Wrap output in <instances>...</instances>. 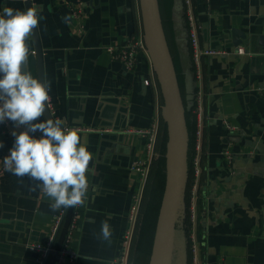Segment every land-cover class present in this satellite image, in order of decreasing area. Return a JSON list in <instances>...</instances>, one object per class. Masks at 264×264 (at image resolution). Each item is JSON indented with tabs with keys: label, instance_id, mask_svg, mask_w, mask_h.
Segmentation results:
<instances>
[{
	"label": "crops",
	"instance_id": "0c3cea01",
	"mask_svg": "<svg viewBox=\"0 0 264 264\" xmlns=\"http://www.w3.org/2000/svg\"><path fill=\"white\" fill-rule=\"evenodd\" d=\"M32 1L44 17L38 32L46 80L51 83L49 108L65 127L82 128L81 141L93 156L88 194L85 204L75 207L69 243L78 258L68 257L63 264H115L125 232L132 226L128 215L139 188L140 178L132 164L147 143L137 130L160 126L163 120V99L158 86L148 81L146 57L139 56L136 65L128 68L107 50L124 44L138 31V6L136 0H81L85 14L78 24L71 21L67 6L78 0ZM4 7L26 10L24 0H0V13ZM263 15L264 0L197 3L202 46L231 52L202 58V206L206 214L200 215L199 225L203 264H264V52L237 55L233 52L239 45L232 43L231 36L234 27L247 29ZM169 17L166 32L174 44L180 89L190 101L197 86L187 26L178 7ZM29 45L31 54L33 36ZM35 60V56L29 60L25 70L37 78ZM196 124L197 118L194 123L191 120L194 132ZM24 130L11 122L3 134L0 124V166L14 145L12 132ZM37 132L30 134L39 138ZM225 150L231 152L232 162ZM35 183L6 171L0 176V195L11 214L0 228V264H37L39 254L30 245H44L51 237L57 211L51 210L50 198L39 188L33 190ZM106 219L113 233L109 240L100 238L101 222ZM181 219L180 214L171 264H190ZM150 257L142 264H149Z\"/></svg>",
	"mask_w": 264,
	"mask_h": 264
},
{
	"label": "clouds",
	"instance_id": "9594fccd",
	"mask_svg": "<svg viewBox=\"0 0 264 264\" xmlns=\"http://www.w3.org/2000/svg\"><path fill=\"white\" fill-rule=\"evenodd\" d=\"M43 19L38 6L4 7L0 13V123L25 127L19 134L12 132L15 141L3 159L4 170L21 180L35 181L33 190L39 188L49 197L55 212L85 204L93 156L79 131L64 127L61 119L37 122L48 111L51 83L34 77L25 66L29 40ZM37 131L42 133L39 138L30 134ZM112 234L109 221L103 220L100 238L109 240Z\"/></svg>",
	"mask_w": 264,
	"mask_h": 264
},
{
	"label": "water",
	"instance_id": "95a60500",
	"mask_svg": "<svg viewBox=\"0 0 264 264\" xmlns=\"http://www.w3.org/2000/svg\"><path fill=\"white\" fill-rule=\"evenodd\" d=\"M141 17L147 45L152 56L157 80L163 99V119L166 122L168 146L166 150L167 173L164 194L157 219L154 242L149 264H171L179 216L183 213V187L187 173L189 152V128L186 110L194 105L195 88L192 99L183 98L182 91L165 34L159 0H139ZM26 9L33 6L32 0H24ZM232 43L244 44L247 51L264 52V15L259 23L247 29L234 27L231 31ZM34 50L29 56H35L37 78L46 80L45 56L38 29L33 33ZM35 55H32V54ZM28 60V61H29ZM197 86V83H196ZM186 101V102H185ZM44 118H52L50 108ZM65 127V124H63ZM75 207L67 208L64 223L58 236L56 250L53 251L47 264H55L59 251L63 248L74 218ZM11 214L9 207L0 195V228L8 223ZM134 264V263H131Z\"/></svg>",
	"mask_w": 264,
	"mask_h": 264
},
{
	"label": "built area",
	"instance_id": "2783aa9c",
	"mask_svg": "<svg viewBox=\"0 0 264 264\" xmlns=\"http://www.w3.org/2000/svg\"><path fill=\"white\" fill-rule=\"evenodd\" d=\"M205 1H209V0H205ZM184 3H185V14H186L185 18H186V23L188 24L187 37L192 48V61L194 65V71H195L196 83H197V87L195 90V97H194V105H193V113L196 115L197 118L196 131H195L196 153L192 158L193 171H192V180L189 191V208H188L191 225H190L188 240H189V250L192 257V264H203V259L201 256L202 240L201 237H199L200 215L206 214L205 206L201 207L199 203L200 198L202 197V181H203L202 179L204 172V168L202 167V163H201V153L203 148V137H204L203 134L204 111H205L204 91L201 87L202 77H203L202 58L205 56H212L216 54L227 55V54H231V52L222 48L215 49L212 47L202 46L200 40V24L198 22L197 11H196V6H197L196 0H184ZM136 4L138 6L139 16H140V26L138 31L134 34H131L127 38L124 44L108 46L107 50L111 54L113 59L122 62L128 68H133L136 65L139 56H145L150 63V78L148 79V81H150L151 83L153 82L160 89L152 56L149 51L147 40L145 37L139 0H136ZM67 6H69L71 9V19H72L71 21L73 23L75 22L80 24L85 14L84 2L81 0H78L76 2L71 1L67 4ZM233 53L237 55H244L247 54V50L243 45H239L235 48V51ZM0 124L3 127V134L7 133L8 128L11 125V121H6ZM67 128H75L78 131L82 130V128H78V127H67ZM137 131H139L144 136H146L147 143H146L145 151L132 164L133 170H135L138 173L140 178L139 188L134 196V202L131 205L128 215L132 223V226L125 232L120 255L116 260L115 264L132 263L129 260L130 248L138 221L143 190L150 173L153 159L155 158L156 155V143L159 132V123L154 124L150 128L139 129ZM36 135L40 137L42 133L38 131ZM223 153L228 159V161L232 162L233 157L231 152L229 150H225ZM3 173H5V170L2 162L0 166V176ZM66 212L67 209H63V208L57 211L52 226V234L46 244L43 245L39 243H32L30 245V248L37 251L39 254L37 258V264H47L51 253L56 250V247L53 244L54 241L57 239L60 230L63 226ZM74 227H75V213L70 226V232L66 237V241L63 248L58 253L59 258L55 264H63L65 259L68 257L70 258L71 261H75L78 258L77 252L74 251L69 245L71 241V232L74 229Z\"/></svg>",
	"mask_w": 264,
	"mask_h": 264
},
{
	"label": "trees",
	"instance_id": "16d2710c",
	"mask_svg": "<svg viewBox=\"0 0 264 264\" xmlns=\"http://www.w3.org/2000/svg\"><path fill=\"white\" fill-rule=\"evenodd\" d=\"M199 1L201 0H196V4L199 3ZM159 4H160L161 17L163 21L165 34H166L168 44L170 47V51L173 57L177 76L178 78H180L178 75L180 70L178 66L176 65L175 56H174V53H175L174 44L171 42L166 32V22L170 18L169 16H172V10H173V7L175 6L179 8V10L181 11V16L185 18L186 17L185 3H184V0H159ZM196 11H197V6H196ZM185 26H187L188 28V24L186 23V18H185ZM186 34H187V30H186ZM188 45H189L190 51H192L190 42L188 43ZM191 71H194V65L191 66ZM194 75H195V71H194ZM186 116H187L189 132H190V140H189V152H188V164H187L188 168H187V173L185 175V185L183 187L184 188L183 195H182L183 198L181 201L183 202L185 216L184 217L182 216V219L180 221H182L184 224L183 227L186 232L187 242L189 246L188 235L190 232V225H191L189 213H188L189 191H190V184L192 180V171H193L192 158L195 153V140H196L195 134L193 135V132H194L193 128L190 126L191 120L193 121V123H194V119L196 120V115L193 113V106H191L190 108H188V110H186ZM167 146H168V134H167V129H166V122L164 121V119L163 120L161 119L157 143H156V155H155V158L153 159L150 173H149L147 182L143 190V196H142V201L140 205V212L138 216V221L141 219L142 224L139 230H137V226L135 228V233L133 236V240H132L131 248H130V254H129V260L134 261L137 264H142L143 261L146 258H148L149 255L151 254L157 219H158L161 202H162V198L164 194V189H165V183H166ZM199 203H200V206L202 207L203 197L200 198ZM138 221H137V224H138ZM200 229H201V225H199V237H201V240L203 241L204 238L202 237L200 233ZM57 241H58V238L54 241L53 245L55 247H56Z\"/></svg>",
	"mask_w": 264,
	"mask_h": 264
},
{
	"label": "rangeland",
	"instance_id": "374dc122",
	"mask_svg": "<svg viewBox=\"0 0 264 264\" xmlns=\"http://www.w3.org/2000/svg\"><path fill=\"white\" fill-rule=\"evenodd\" d=\"M141 224H142V220L140 219L138 221V224L136 225L137 226V230H139L141 228ZM157 225V224H156ZM132 263H134V261H131ZM190 264H192V257H191V254H190Z\"/></svg>",
	"mask_w": 264,
	"mask_h": 264
}]
</instances>
